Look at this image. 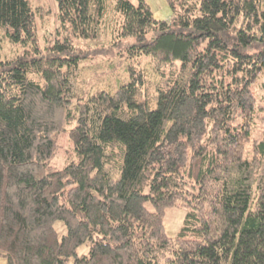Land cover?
Here are the masks:
<instances>
[{"label":"trees","instance_id":"16d2710c","mask_svg":"<svg viewBox=\"0 0 264 264\" xmlns=\"http://www.w3.org/2000/svg\"><path fill=\"white\" fill-rule=\"evenodd\" d=\"M55 1L41 42L49 7L0 0L6 264H264V0ZM104 37L131 58L111 87L83 72Z\"/></svg>","mask_w":264,"mask_h":264},{"label":"rangeland","instance_id":"374dc122","mask_svg":"<svg viewBox=\"0 0 264 264\" xmlns=\"http://www.w3.org/2000/svg\"><path fill=\"white\" fill-rule=\"evenodd\" d=\"M134 3L137 2V0H132ZM148 5L150 6V9L157 19L162 20H170L173 17V12L171 9V6L169 5L168 0H145ZM35 4L44 6L41 10H43L45 7H49V13L46 14L42 19L41 17H37V26H38V35L40 38V41L42 42L44 40V35L54 31V28L56 27L57 21H56V12H57V4L55 0H34ZM82 44H84L82 41H80ZM100 45H102L103 52H98L97 56L92 59L90 62H88L87 67L83 70L84 77L85 78H92L94 81V84H101L102 86H114L118 83L120 79H122L125 76L124 72V64L125 62H129L131 58H125L123 56H119L118 48L112 47L111 49L108 48V39L104 37L103 40H101ZM89 47H94L95 42H89ZM90 54V53H89ZM128 55V53H127ZM126 55V56H127ZM89 60L88 58L86 61ZM144 64H150V63H144ZM148 66V65H146ZM95 70V71H93ZM98 73V76L96 77V73ZM153 80L156 77L153 75L149 76ZM148 90L151 91V88L148 87ZM259 94L264 93V88L258 89ZM255 135V132H252V136ZM59 148L56 150L53 156V162L61 166L63 165L64 161V151L65 149L70 148V141L68 139V135L66 133H62L59 137ZM249 145V144H247ZM247 155H249V152H247ZM145 205L148 209L152 210V204L150 201H145ZM186 212V208L183 206H169L165 210L163 223H164V229L168 236L175 238L178 230L182 224L184 215ZM54 227L58 233V236L61 237L62 234L66 231V226L63 220L57 219L54 222ZM88 251V245L86 243H82L77 247V253L83 254L87 253ZM0 264H6V259L3 255H0ZM70 264V263H69Z\"/></svg>","mask_w":264,"mask_h":264}]
</instances>
